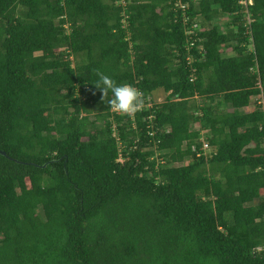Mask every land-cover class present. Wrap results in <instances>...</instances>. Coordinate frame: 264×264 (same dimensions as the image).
<instances>
[{"label": "trees", "instance_id": "trees-1", "mask_svg": "<svg viewBox=\"0 0 264 264\" xmlns=\"http://www.w3.org/2000/svg\"><path fill=\"white\" fill-rule=\"evenodd\" d=\"M247 1L0 0V264H264ZM98 72L141 106L115 112Z\"/></svg>", "mask_w": 264, "mask_h": 264}, {"label": "clouds", "instance_id": "clouds-1", "mask_svg": "<svg viewBox=\"0 0 264 264\" xmlns=\"http://www.w3.org/2000/svg\"><path fill=\"white\" fill-rule=\"evenodd\" d=\"M98 79L95 85L101 89L104 97L111 93L107 100L109 106L119 112L129 113L138 109L142 100L138 90L130 84H118L109 75L97 73Z\"/></svg>", "mask_w": 264, "mask_h": 264}, {"label": "rangeland", "instance_id": "rangeland-1", "mask_svg": "<svg viewBox=\"0 0 264 264\" xmlns=\"http://www.w3.org/2000/svg\"><path fill=\"white\" fill-rule=\"evenodd\" d=\"M226 20V19H225ZM221 27H220V30L222 31V32H224L225 31V26L223 25V23H221V25H220ZM165 97H166V94H164L163 92H157L156 93V95H155V98H154V101L156 102V103H162L164 100H165ZM257 100V99H256ZM253 101L254 100H252L251 102L253 103ZM251 103V104H252ZM255 109V105L254 104H252L248 109H244V111L245 112H250V111H252V110H254ZM92 119H93V117H91ZM207 150V149H206ZM208 152V151H207ZM209 153V152H208ZM207 153V154H208Z\"/></svg>", "mask_w": 264, "mask_h": 264}, {"label": "built area", "instance_id": "built-area-1", "mask_svg": "<svg viewBox=\"0 0 264 264\" xmlns=\"http://www.w3.org/2000/svg\"><path fill=\"white\" fill-rule=\"evenodd\" d=\"M179 1H181V0H179ZM246 3H247V4H251L252 2L249 0V1H247ZM114 111L119 113V111H116V110H114Z\"/></svg>", "mask_w": 264, "mask_h": 264}, {"label": "water", "instance_id": "water-1", "mask_svg": "<svg viewBox=\"0 0 264 264\" xmlns=\"http://www.w3.org/2000/svg\"><path fill=\"white\" fill-rule=\"evenodd\" d=\"M0 154L5 156V153L3 151H0Z\"/></svg>", "mask_w": 264, "mask_h": 264}]
</instances>
